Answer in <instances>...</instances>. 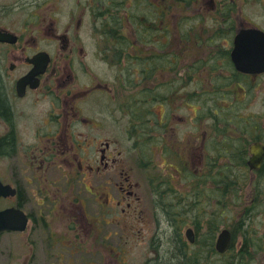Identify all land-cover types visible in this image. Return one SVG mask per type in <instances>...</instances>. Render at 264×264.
Wrapping results in <instances>:
<instances>
[{
    "label": "flooded vegetation",
    "instance_id": "af4514ba",
    "mask_svg": "<svg viewBox=\"0 0 264 264\" xmlns=\"http://www.w3.org/2000/svg\"><path fill=\"white\" fill-rule=\"evenodd\" d=\"M236 5L235 0H0V31L5 33V42L0 41L5 107L0 159L14 167L1 181L15 189L0 209H19L27 217L23 231L0 238L23 237L24 264L45 263L42 257L67 263L72 254L93 259L83 264H128L122 255L130 243L147 244L154 256L145 264H162L165 228L169 239L186 243L183 222L168 218L181 202L184 206L187 188L200 191L226 215L233 209L234 190L247 183L243 216L237 220L248 226L250 216L261 211L264 161L252 170L246 160L248 181L231 183L242 174L226 146L233 142V130L213 127L207 136L197 129L193 147L167 139L176 128L173 105L178 111L188 101L195 118L192 105L219 98L212 109L223 117L222 110L230 113L233 95H247L264 78V73L238 71L232 60L238 31L260 28L234 18ZM175 8L180 15L196 8V25H211L188 35L186 42L178 24L171 28ZM202 14L212 17L205 20ZM218 132L224 134L220 140ZM121 137L129 154L145 155L139 167L148 173L145 183L122 159ZM191 148L200 153L197 161L191 157L189 171L184 153ZM171 157L179 161L170 162ZM208 174L212 177L203 181ZM144 184L146 194L139 192ZM196 205L200 208V199ZM151 227L152 235L142 240ZM170 229L177 235L171 236ZM111 232L116 240L107 242ZM243 243L249 246L248 240Z\"/></svg>",
    "mask_w": 264,
    "mask_h": 264
},
{
    "label": "rangeland",
    "instance_id": "374dc122",
    "mask_svg": "<svg viewBox=\"0 0 264 264\" xmlns=\"http://www.w3.org/2000/svg\"><path fill=\"white\" fill-rule=\"evenodd\" d=\"M174 1V0H172ZM220 1V0H218ZM237 2V7L235 8V11L233 12V16L238 17V19L243 20L245 23L249 22L250 24H253L255 26L260 27L262 30H264V0H235ZM175 6V5H173ZM174 15H170L171 19V28L174 26V24H178L179 28L182 29H189V26L191 27V34L195 32H202V27L203 26H209L211 24H202L199 23L196 25V23H189L186 25L187 20H197L193 19L195 16H197V9H190L189 12L187 13H181L182 15L179 14V11L177 8L173 9ZM201 13L198 15L200 16ZM237 14H239L237 16ZM205 20H208V17H212V15H205L202 14ZM214 16V15H213ZM183 17V18H182ZM185 19V20H184ZM184 21L183 28L180 27L181 22ZM187 28H186V27ZM180 30V31H181ZM210 32L212 31L211 29H208ZM198 33V34H199ZM190 43L193 45L192 47H196L195 41L191 40ZM190 55V53H187ZM191 56V55H190ZM107 73H112V70H107ZM233 99H231V109L228 117H232L233 120L239 125L243 126V124L240 121H238V117L244 118V120H249L246 123H249L246 127V131L249 129V134H253V136L259 135L261 140L264 143V78L261 79V83L259 86H257L255 89L252 91H248V94L246 95L243 91H238L236 95H233ZM221 99L218 98L217 102L216 100L214 102H205L201 104H196L195 106L192 105V107H196V117L194 118L193 114V108H191L187 103L188 101L185 102V104H182V108L176 110V105H171L173 108V112L178 116H176V120L173 122L172 125H174L175 128V133L172 131L170 132L168 136L169 143H174L180 141V143L183 144H191L190 146L193 147L194 145V136H197L198 132L205 131L207 136L212 135V129H213V117L212 116H207L209 113V109L214 107L215 104L219 103ZM239 101H242L241 103ZM239 102V105H238ZM192 103V102H191ZM223 106L224 104L221 103ZM218 106V105H217ZM226 106V105H225ZM248 118V119H247ZM181 119V120H180ZM196 119V120H195ZM184 121V122H183ZM196 121H199L198 123ZM245 123V122H244ZM223 127H217V130H221ZM231 131H232V127ZM196 129V130H195ZM197 129L198 132H197ZM228 130L227 128H225ZM229 131V130H228ZM203 133V132H202ZM233 133V132H232ZM231 134V133H230ZM218 140L221 139L224 134L222 132H218ZM122 142L121 144L123 145V157L122 159L127 161V165H131V168L134 166V171H133V176L136 180H139L143 183H145V177L147 178L148 173L145 172V170L140 169V161L145 160V155H141V153H132L129 154L125 147H129L128 142L125 140V137H121ZM199 138L197 137V140ZM240 139V135H233V139H230L231 141L235 142ZM191 140V143H188L187 141ZM208 140V139H207ZM173 141V142H171ZM253 140H249V146ZM199 142V141H198ZM189 151L184 153V159L189 161V164L187 165V170L190 171L192 168L191 165V157H193V160L197 161V157L199 156V151L196 149L195 151ZM199 152V153H198ZM135 157L137 158L135 160ZM141 159V160H140ZM248 159V154L245 156V160ZM173 161H179L177 160V157H171L170 162ZM159 161L158 165L160 167H163L165 165H161ZM137 165V167H136ZM191 165V166H190ZM13 166H15L13 164ZM164 169L165 168H159L160 171H162L164 175ZM10 171H14V167L11 168L9 163L5 162V159H0V179H2L5 182V178H8ZM143 171V172H142ZM242 173L241 176L243 175L244 178L248 181V169L240 168L237 170V172ZM245 171V172H244ZM173 172V170H171ZM192 172V170H191ZM146 173V175H145ZM174 173V172H173ZM166 176V175H164ZM176 177V176H175ZM245 180V181H246ZM248 184L245 183L241 185L242 189L239 191L240 195L235 197L234 203H233V209L232 207L229 209L230 212L227 213L226 215H222L221 217V224H220V230L222 228H229L230 229V223L232 224L234 231L236 232L235 234V241H234V249L237 252L239 250V245L241 243L245 242L244 239L248 240L249 246H248V251L250 252L251 255H247L246 262L247 264H264V207L261 209L259 213L256 215L250 216V219L248 220V226H245L244 228H239L238 223V217L243 216L242 211L243 208L245 207V203L247 201L246 195L248 192ZM142 189L139 190L141 193H148L149 190L147 189L146 185H142ZM32 191L35 189L34 185H31ZM30 188V186H29ZM194 191H189L188 188L185 190V202L184 206L182 205L183 203L175 208L176 211L171 213V216H169L168 219H173L177 218L180 223L184 222V228L187 229L188 227L194 228L195 232L197 233L196 236H199L201 240L204 239L205 235L208 233V226H207V219L213 215V213L217 212L218 214H221L220 211H215V207L212 203V206L209 205V203L202 197L200 198V208L199 211L201 213V221L200 224L194 225V221L192 219V214L191 212H187L186 210V205L188 203L192 202V196H190ZM149 197V195H148ZM231 197V196H228ZM34 199V198H33ZM264 202V201H263ZM0 207H5V201H3L0 204ZM180 208V209H179ZM35 210V208H33ZM178 212V213H177ZM159 218V216H157ZM156 217V218H157ZM194 218V215H193ZM176 221V223L178 222ZM237 225V226H236ZM149 226H151V223H149ZM227 226V227H226ZM197 227H199L197 229ZM152 227L148 231V233L144 230L142 233L144 235V238L142 240H148L147 236L152 235ZM167 230V231H166ZM171 230V236H176L177 232L175 230ZM219 230V231H220ZM243 230H246V232H243ZM219 231L216 233V236L218 235ZM184 229L182 230V235L184 234ZM161 234L163 235L164 238V243L163 247L166 248L168 246L169 242V231L168 228H165V231H162ZM215 236V237H216ZM107 237V242H111L112 240H116V238L113 237V232L111 234H106ZM139 237V234H138ZM33 238V237H32ZM186 239V238H185ZM123 244H124V239ZM153 241V239H152ZM187 244V240H185ZM197 242V240H196ZM198 243V242H197ZM125 248H128V252H126V255L123 253V263H128V264H145L150 258H153V254H151V251L147 244H138V243H130V246L127 245ZM124 248V249H125ZM107 252H109V248H107ZM28 253V248H23V237L19 236L17 234H8L4 235L0 238V264H24L23 261V256L27 255ZM152 256V257H151ZM162 257H165L163 254ZM88 260H93L91 257L86 256L82 260L79 258V256L72 254L68 262L70 261L69 264H71V261L74 262L72 264H83V262H86ZM42 261L45 263L41 264H56L55 262H51V260L47 259L45 260L44 257H42ZM67 262V263H68ZM64 263L63 261L61 264H67Z\"/></svg>",
    "mask_w": 264,
    "mask_h": 264
},
{
    "label": "trees",
    "instance_id": "16d2710c",
    "mask_svg": "<svg viewBox=\"0 0 264 264\" xmlns=\"http://www.w3.org/2000/svg\"><path fill=\"white\" fill-rule=\"evenodd\" d=\"M193 19H197V18H193ZM194 22H195L194 20L193 22L191 20H187L186 25L189 23H194ZM183 24H184V21L181 22L180 27L183 28ZM191 27L193 26H189L188 27L189 29H182V30L179 28L181 30L180 32L184 34V37H187L185 38L186 42L189 41L188 37L191 34ZM217 91L219 90L217 89ZM206 93L208 94L209 91ZM4 109L5 107H4L3 98L0 94V112H4ZM209 113L210 114H207L206 112L205 115L213 117L212 123H213L214 128L217 129V127L219 128L223 127L222 129H225V128L231 129L230 127H232L233 135L234 136L240 135V139L237 140L236 143L231 142L230 144H227L226 146H229L228 150L231 151L232 156H233L231 159L233 160L234 165L238 167L237 169L243 168L245 161H246L245 156L248 153L247 145L249 144V139H247V134H249L250 132H249V129L246 131V127L250 123L249 120L238 119V121L243 120V121H240L243 124V126H239L232 118L227 117V114L229 115V110L221 111V114H223V117L219 114V109L217 111V109L211 108L209 109ZM247 121L249 123H246ZM243 140L245 141V143H242ZM2 150H4L3 141L0 142V152ZM220 150H223V149L219 148V151ZM217 175L219 178L225 177V174H223V176H221L220 174H217ZM210 177H212V175L208 174L206 176L204 175L202 179L204 181L206 178L208 179ZM240 177H241V180L240 178L238 179L237 177H235L233 181H231L234 187L243 182L245 183L246 179L244 178V176L240 175ZM238 194L239 192L237 190H234V198L237 197ZM190 196H192V202L186 205V210L188 213L191 212L192 219L195 222L194 224L195 225L200 224L202 217L200 216L201 213L199 211V206L196 205V201L200 199L201 197H203V195H200V191L197 190L193 192ZM219 197H220L219 199L224 198V195H220ZM224 199L222 200L224 201ZM193 215H194V218H193ZM221 217H222V214H218L217 212H215L213 213L211 217L207 219V226L209 230H208V233L205 235L204 239L203 240L200 239V244L195 242L194 245H189L187 243H185V245H181L180 243L174 242L171 239H169L168 246L164 248L163 250L165 259L163 260L162 264H247V262L245 261V258L247 257V255H251V254L248 251V245L247 244L245 245V243H243V245L239 247V250L237 252L235 251L233 246H231L230 250L225 254H219L216 252L214 243H215L216 233L219 231V228H220ZM237 225H239L240 229L246 226L245 222L243 221V218H240L238 220ZM179 230H181V228ZM243 232H246V230H243ZM235 233L236 232L234 231L233 233L234 238L236 235ZM244 240L245 242L247 241L246 239Z\"/></svg>",
    "mask_w": 264,
    "mask_h": 264
},
{
    "label": "water",
    "instance_id": "95a60500",
    "mask_svg": "<svg viewBox=\"0 0 264 264\" xmlns=\"http://www.w3.org/2000/svg\"><path fill=\"white\" fill-rule=\"evenodd\" d=\"M0 41L5 42V33L0 32ZM232 60L238 71L247 74L264 72V32L257 28L241 29L234 38V48L231 54ZM248 166L252 170L260 169L264 161V145L255 142L250 148ZM9 185L0 181V198L14 195ZM27 224V217L19 209H7L0 211V234L5 231H23ZM186 237L189 242H194L193 231L188 229ZM231 245V233L229 230H222L216 240L218 253H225Z\"/></svg>",
    "mask_w": 264,
    "mask_h": 264
},
{
    "label": "bare ground",
    "instance_id": "6f19581e",
    "mask_svg": "<svg viewBox=\"0 0 264 264\" xmlns=\"http://www.w3.org/2000/svg\"><path fill=\"white\" fill-rule=\"evenodd\" d=\"M260 138L261 137L259 135L253 136V134H247V139L253 140L251 143H255L254 142L255 140H259V141H256V142L263 143V141ZM242 143H245V141L243 140Z\"/></svg>",
    "mask_w": 264,
    "mask_h": 264
}]
</instances>
